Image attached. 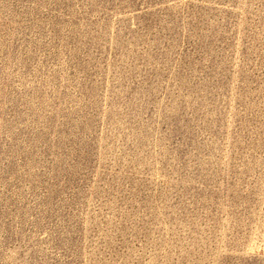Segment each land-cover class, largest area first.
<instances>
[{
  "label": "rangeland",
  "instance_id": "rangeland-1",
  "mask_svg": "<svg viewBox=\"0 0 264 264\" xmlns=\"http://www.w3.org/2000/svg\"><path fill=\"white\" fill-rule=\"evenodd\" d=\"M0 264H264V0H0Z\"/></svg>",
  "mask_w": 264,
  "mask_h": 264
}]
</instances>
